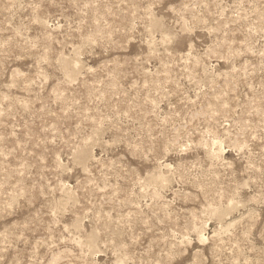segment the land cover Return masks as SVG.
<instances>
[{"label": "rangeland", "instance_id": "obj_1", "mask_svg": "<svg viewBox=\"0 0 264 264\" xmlns=\"http://www.w3.org/2000/svg\"><path fill=\"white\" fill-rule=\"evenodd\" d=\"M0 264H264V0H0Z\"/></svg>", "mask_w": 264, "mask_h": 264}, {"label": "bare ground", "instance_id": "obj_2", "mask_svg": "<svg viewBox=\"0 0 264 264\" xmlns=\"http://www.w3.org/2000/svg\"><path fill=\"white\" fill-rule=\"evenodd\" d=\"M157 25H158V24H157ZM70 67H71V65L69 66V68H70ZM74 67H75V66H73V70H74ZM76 68H77V67H76ZM71 69H72V67H71ZM71 69H70V70H71ZM70 70H69V71H70ZM73 72H74V71H73ZM74 74H75V73H74ZM71 75H72V74H71ZM168 166H169V165H168ZM154 175H155V173H154ZM157 176H158V175H157ZM158 177H159V176H158ZM158 177H157V179H159ZM160 178H161V177H160ZM164 178H165V177H164ZM166 179H168V178L166 177ZM166 179H165V182H166ZM155 180H156V178H155ZM155 180H153V181H155ZM159 180H160V179H159ZM161 180H162V179H161ZM156 183H157V182H156ZM160 183H161V182H160ZM167 183H169V182H167ZM158 184H159V183H158ZM156 185H157V184H156ZM167 185H168V184H167ZM157 186H158V185H157ZM159 186H160V184H159ZM155 187H156V186H155ZM164 187H165V186H164ZM164 187H161V188H164ZM155 190H156V189H155ZM157 190H158V187H157ZM155 192H157V191H155ZM157 193H159V192H157ZM71 199H72V198H71ZM217 210H218V209H217ZM219 211H220V210H219ZM213 212H215V211H213ZM215 214H218V213H215ZM213 215H214V214H213ZM215 216H216V215H215ZM217 217H218V216H217ZM223 217H224V216H223ZM219 218H220V217H219ZM221 218H222V217H221ZM94 235H95V234H94ZM92 240H93V239H92Z\"/></svg>", "mask_w": 264, "mask_h": 264}]
</instances>
